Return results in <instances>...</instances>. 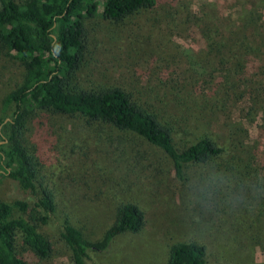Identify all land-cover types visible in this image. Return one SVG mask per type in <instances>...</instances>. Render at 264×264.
I'll use <instances>...</instances> for the list:
<instances>
[{
  "label": "rangeland",
  "instance_id": "obj_1",
  "mask_svg": "<svg viewBox=\"0 0 264 264\" xmlns=\"http://www.w3.org/2000/svg\"><path fill=\"white\" fill-rule=\"evenodd\" d=\"M158 1L155 9L123 24H111L99 15L92 18L87 24L85 64L72 86L78 90L123 87L155 103L163 100L156 98L157 92L163 94L167 88L189 83L188 90L197 87L195 91L201 93L219 74L232 71L241 76L235 94L230 90L225 103H220L221 111L208 122L222 145L235 141L239 147H228L213 166L189 173L194 182L200 183L198 177L204 174L216 187L222 186V203L218 207L191 197L175 181L161 153L136 146L133 166L112 165L104 157L108 149L102 132L85 131L77 120L33 114L27 118L26 137L43 165L37 185L48 187L56 204L41 228L52 244L51 256L38 261L27 251L33 264H71L58 241L63 222L68 220L95 242L114 223L123 203L140 208L143 228L119 234L106 252H89L86 264H166L172 244L207 233L224 209L254 215V224L261 226L256 232L264 234V0ZM98 4L100 13L101 1ZM209 44L216 52H210ZM219 59L221 65L216 64ZM234 64H240L238 70ZM206 73L212 75L210 80L192 84V77ZM22 76L21 66L0 46V110ZM12 110L7 109L6 121ZM176 143L181 148L189 138H178ZM7 174L0 167V201L35 202L38 195L23 190ZM18 215L14 209L13 216ZM212 235L206 244L208 264H264V241L233 250Z\"/></svg>",
  "mask_w": 264,
  "mask_h": 264
},
{
  "label": "trees",
  "instance_id": "obj_2",
  "mask_svg": "<svg viewBox=\"0 0 264 264\" xmlns=\"http://www.w3.org/2000/svg\"><path fill=\"white\" fill-rule=\"evenodd\" d=\"M158 4V0H0V46L23 70L21 83L1 105L0 167L23 190L38 195L32 204L29 200L13 204L0 201V264H33L27 251L38 261L51 256L52 244L41 228L48 224V214L55 211L56 204L52 191L37 185L43 165L26 137L27 118L33 114L77 120L85 131L102 132L108 149L104 157L112 165L133 166L136 155L132 148L136 146L161 153L169 162L175 181L189 190L191 197L211 201L218 207L222 203V186L216 187L215 181L204 174L198 177L200 183L194 182L189 173L193 168L213 166L228 147H239L235 141L230 146L227 142L222 145L208 125L221 111L230 90L235 94L241 77L238 73L239 78L232 71L213 77L212 87L201 93L195 91L197 87L190 86L188 90L189 83L179 89L167 88L163 94L157 92L156 98L163 100H153L155 103L123 87L78 90L72 86L85 64L87 24L92 18L99 15L119 25ZM209 47L210 52H216L214 45ZM216 64L221 65L222 60ZM239 66L233 65L235 70ZM210 76L206 73L192 77V84L203 85ZM11 107L6 121L7 109ZM178 138H189V143L179 148ZM105 165L109 167V163ZM14 209L20 214L18 217L13 216ZM217 216L209 233L172 244L166 264H208L206 244L211 236L214 238L212 234L218 236L216 240L226 242L220 243L222 246L233 250L238 245L254 246L264 241V234L256 232L261 226L254 224V215L248 217L224 209ZM143 226L140 208L123 203L100 240H87L81 230L65 220L58 241L71 264H86L89 252H106L116 236L137 233Z\"/></svg>",
  "mask_w": 264,
  "mask_h": 264
}]
</instances>
